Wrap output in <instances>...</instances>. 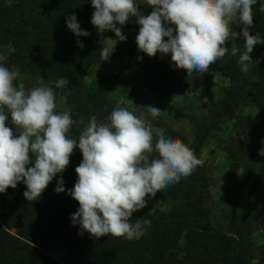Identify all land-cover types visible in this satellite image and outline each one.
I'll use <instances>...</instances> for the list:
<instances>
[{
  "label": "trees",
  "instance_id": "obj_1",
  "mask_svg": "<svg viewBox=\"0 0 264 264\" xmlns=\"http://www.w3.org/2000/svg\"><path fill=\"white\" fill-rule=\"evenodd\" d=\"M136 3L142 14L152 11L146 0ZM262 3L264 0H258L253 6L250 34L259 32L264 38ZM93 12L91 0H0V49H11L0 64L17 69L26 88L38 86L41 77L45 82L66 77L70 95L54 84L50 86L55 95L63 98L65 108H71L73 120L83 118L85 124L93 115L106 120L117 107L108 98L114 87L135 95L134 90L143 86L159 100L184 92V69L178 71L173 62H156L162 55L159 52L149 57L138 50L136 36L140 25L135 18L124 26L117 25L127 37L115 47L114 55L120 62L117 74L103 78L97 86L88 85L89 69L102 61L100 50L104 41L116 37L111 31L98 33L91 24ZM70 15H76L88 36L77 37L67 28ZM241 27L233 25V30L239 32ZM77 40L83 42V49ZM234 42L242 51L243 37ZM232 43L230 38L226 46L230 48ZM250 55L253 61L260 62L252 63L247 73L241 71L238 56L227 54L210 65L208 72L200 73L197 82L203 87L213 73L223 76L228 86L221 99L209 98L208 116L196 125L194 142H188L171 127H156L164 129L167 136L182 140L198 158L205 140L219 129L223 119L234 117L241 102L248 100L260 109L255 117L239 119L236 134L224 148L234 171L247 162L257 169L245 206L232 205L225 228L212 225V180L203 165L157 192L156 197L173 202L169 210H139L133 214L132 219L151 221L140 239L130 241L111 235L97 239L87 232L80 235V226L71 222L79 203L67 194L74 188L78 179L75 169L83 158L77 148L64 172L54 177L38 200L25 199L26 185L22 182L15 189L0 193V264H252L254 260L264 264V241L257 247L252 240L253 224L261 217L257 211L264 214V156L259 155L264 147V44L255 45ZM136 67L138 72L134 71ZM6 123L16 131L10 116ZM82 128L83 125H73L70 138L78 140ZM61 178L65 191L57 193L54 189ZM59 250L65 251L64 258L51 256V252Z\"/></svg>",
  "mask_w": 264,
  "mask_h": 264
},
{
  "label": "clouds",
  "instance_id": "obj_2",
  "mask_svg": "<svg viewBox=\"0 0 264 264\" xmlns=\"http://www.w3.org/2000/svg\"><path fill=\"white\" fill-rule=\"evenodd\" d=\"M258 0H146L152 11L144 15L136 0H91L94 9L91 24L98 33L111 31L116 40L108 38L100 56L108 61L116 41L124 42L122 32L130 18L140 25L136 43L138 50L149 57L171 54V61L188 76L206 73L210 65L227 55L237 57L242 72L254 63L251 53L255 45L264 44L253 25V6ZM260 10L264 12V3ZM233 25L242 26L234 31ZM67 28L77 37L88 36L76 15L66 19ZM243 37V50L234 42ZM165 38H167L165 40ZM231 47L226 46L229 39ZM115 41V43H112ZM83 49L82 41L77 40ZM19 71L0 64V193L26 185L23 195L27 201L38 200L49 183L63 173L70 163L74 149L82 153L75 171L78 179L68 190L79 203L71 215L72 224L99 239L103 236L140 239L151 226L148 219H132L133 214L182 177L191 175L203 161L179 138L153 131L147 117L135 115L125 107H114L106 120L90 117L73 120L71 108L57 112L53 88L68 89L69 80L45 82L26 88L18 80ZM221 75L217 73L213 80ZM153 119L161 110L144 106ZM9 116L14 132L6 123ZM73 125H83L78 140L70 138ZM154 153L158 155H153ZM264 156V147L259 150ZM55 192L65 191L63 179L57 181Z\"/></svg>",
  "mask_w": 264,
  "mask_h": 264
},
{
  "label": "rangeland",
  "instance_id": "obj_3",
  "mask_svg": "<svg viewBox=\"0 0 264 264\" xmlns=\"http://www.w3.org/2000/svg\"><path fill=\"white\" fill-rule=\"evenodd\" d=\"M110 39L116 40V37ZM118 42L117 40L115 47ZM112 43H115V41H112ZM10 53V48H1L0 62L6 59ZM156 62L164 64L172 63L171 54H162L156 59ZM258 62L260 61L255 60L254 64ZM119 68L120 62L113 53L108 61H100L92 65L89 69L86 82L90 86H97L103 78L116 75ZM9 69L17 70L13 67ZM176 69L181 71L177 67ZM134 71L138 72L139 67H136ZM181 74L187 88L180 95L159 100L154 98L143 86L137 87L134 90L135 92L133 93L135 95L129 94L124 89L114 87L109 91L108 98L115 105L125 107L137 116L143 115L147 117L152 124L153 131H156L157 126H168L178 131L188 142L192 143L196 134V125L203 123L208 116L209 98L212 101L221 99L228 86V82L223 76L214 81L213 76L217 73H213L209 75L203 87L197 82V78L201 77L200 73H193L191 76H188L186 70H183ZM23 82L24 77L19 72L18 80L14 83ZM56 104V111H63L65 109L63 98L57 95ZM149 105L161 110L160 115L155 119L151 117L144 107ZM260 113L261 111L258 107L250 101L244 100L236 109L234 117L232 119H223L219 129L212 132L200 150L198 158L203 161L206 172L212 180V186L209 189L211 222L216 228L226 227L233 204L236 203L240 208L245 206L248 187L257 172V169L253 167L251 162L240 165L238 170L234 171L231 168L230 159L224 152L225 145L228 139L236 134L240 118L255 117ZM76 151L77 148L74 149L73 154ZM172 205L173 202L155 196L148 199L147 206L141 210L146 212H153L155 210L167 211ZM257 212L261 214V217L253 224L252 240L258 247L264 241V214L261 211ZM51 256L61 259L66 256V253L63 250H59L51 252ZM252 264H258V260H254Z\"/></svg>",
  "mask_w": 264,
  "mask_h": 264
}]
</instances>
